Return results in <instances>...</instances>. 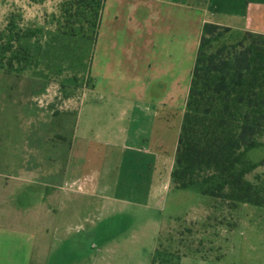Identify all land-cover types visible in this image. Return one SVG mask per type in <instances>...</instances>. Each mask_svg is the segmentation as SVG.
Masks as SVG:
<instances>
[{"label": "crops", "instance_id": "obj_1", "mask_svg": "<svg viewBox=\"0 0 264 264\" xmlns=\"http://www.w3.org/2000/svg\"><path fill=\"white\" fill-rule=\"evenodd\" d=\"M105 4L114 11L107 34L100 32L101 14L91 89L101 83L112 99L90 105L83 119L84 108L74 110V128L83 140L96 127L90 142L121 148L138 161L132 178L110 182V156L88 146L79 154L88 156L89 169L78 162L70 169L62 138L53 141L49 129L55 120L61 133L63 120L30 104L21 113L12 101L0 109V264H211L209 200L184 207L179 193L186 189H178L167 209L177 141L161 174L155 166L172 127L178 138L202 24L264 34V0H105L103 9ZM8 10L0 0V26ZM36 119L44 128L40 137ZM21 123L27 125L23 138L17 137ZM147 168L152 173H144ZM179 220L184 225H176Z\"/></svg>", "mask_w": 264, "mask_h": 264}, {"label": "trees", "instance_id": "obj_2", "mask_svg": "<svg viewBox=\"0 0 264 264\" xmlns=\"http://www.w3.org/2000/svg\"><path fill=\"white\" fill-rule=\"evenodd\" d=\"M105 0H62L55 29L42 38L37 28H22L11 13L1 31L0 57L8 53V71L44 63L90 75ZM233 31L205 22L191 71L189 90L170 172L173 189L196 188L234 208L264 207V178L247 175L258 162L248 152L264 148V34ZM45 42V43H42ZM48 68V69H49Z\"/></svg>", "mask_w": 264, "mask_h": 264}, {"label": "rangeland", "instance_id": "obj_3", "mask_svg": "<svg viewBox=\"0 0 264 264\" xmlns=\"http://www.w3.org/2000/svg\"><path fill=\"white\" fill-rule=\"evenodd\" d=\"M61 1L4 0V4L9 7L5 19L11 13L18 14L19 17L17 16L15 20L22 28L40 29V35L45 39L55 29L54 19L59 13ZM110 5L105 4L102 11L101 33H106L107 24L111 23L110 18L113 17L114 8L112 4ZM5 19L4 25L0 26V33L5 26ZM118 24L122 26V22ZM241 35L242 32H233L229 36V40L238 39ZM100 40L102 41V38ZM1 43L2 36L0 35ZM9 56L7 53L3 59L0 57V109L4 108V110H7L9 104L13 101L19 104L17 108L21 113L25 112L24 109H26L27 104L34 106L36 110L52 111L51 116H55L56 120L59 117L64 124L61 133H59V131L56 132L55 130V120L51 121L52 125L50 124L49 128L51 138L53 141L57 140L58 137L62 138L61 146L66 149L67 163L68 166H71L70 169H73L76 162L79 163L78 165L80 163L84 165V171L89 169L85 165V160L87 163L89 161V158L87 160L88 156L84 160L80 156L81 152L86 153L88 146L95 154L100 155V153L106 152V155L110 156L106 160L107 164H105L106 167L108 166L110 173V182L120 180V182L126 183V180L129 181L132 178L130 171L134 170L135 162L138 161L126 158L122 154L121 148L90 142V140H95L93 138L96 127H92V130L88 129L85 132L86 139L83 140L80 139L81 130L75 131L74 128V110L82 106L85 110L82 115L83 119L89 113L90 105L109 102L112 99L106 92L105 86L100 83L94 89H91L85 73L75 68L68 69L65 65L61 67L60 71H57L58 67L50 69L44 63L37 66L30 65L23 70L20 67L21 65L16 64L11 71H8L6 62ZM37 120L35 134L40 137L41 133L39 132L43 131L44 128H42V123ZM80 126L82 125L80 124ZM26 130V123H21L18 127L17 137L23 138V136H26ZM175 130L174 127L171 128V135L162 148V156L164 155V158L159 159L158 165L155 166L156 168L158 167V170L160 169V174L163 172V165L161 164L163 162L166 164L169 156L172 155L173 143L177 141ZM80 157L81 160H79ZM248 157L250 160L258 162V166L247 175V178L253 182L257 178H264V148L250 150ZM102 160H95V163ZM101 163L98 166H101ZM141 163L144 165L145 162L142 160ZM102 168H104L103 164ZM152 171L153 168H147L143 172L150 174ZM71 174L68 175L67 183L71 182ZM177 192H179L178 189L170 187L164 194V197L169 200L168 210L171 209L170 207L173 205ZM179 194V198H181L179 201L185 204L184 207L190 201L195 202L198 199L209 200L210 202L211 264H216L218 261L222 264H264V207L239 204L234 208H230L219 200L201 194L193 187L186 188L184 191L181 190ZM175 224L184 225L182 220L175 222ZM191 227L198 232V226L193 225ZM57 228L58 225L56 224V230H58ZM35 230H37V225ZM51 230H53V227ZM174 230H178V228H174Z\"/></svg>", "mask_w": 264, "mask_h": 264}]
</instances>
